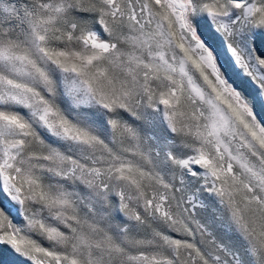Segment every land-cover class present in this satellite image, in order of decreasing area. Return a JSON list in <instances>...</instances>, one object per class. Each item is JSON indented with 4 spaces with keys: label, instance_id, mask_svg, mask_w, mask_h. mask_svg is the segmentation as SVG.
Masks as SVG:
<instances>
[{
    "label": "snow or ice",
    "instance_id": "obj_1",
    "mask_svg": "<svg viewBox=\"0 0 264 264\" xmlns=\"http://www.w3.org/2000/svg\"><path fill=\"white\" fill-rule=\"evenodd\" d=\"M0 264H264V0H0Z\"/></svg>",
    "mask_w": 264,
    "mask_h": 264
}]
</instances>
